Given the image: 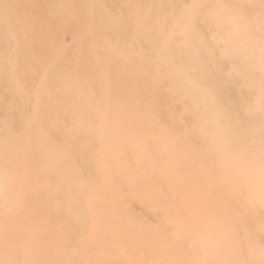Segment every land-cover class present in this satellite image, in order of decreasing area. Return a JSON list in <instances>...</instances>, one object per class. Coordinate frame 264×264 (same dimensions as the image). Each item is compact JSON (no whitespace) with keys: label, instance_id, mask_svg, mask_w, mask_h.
<instances>
[{"label":"bare ground","instance_id":"6f19581e","mask_svg":"<svg viewBox=\"0 0 264 264\" xmlns=\"http://www.w3.org/2000/svg\"><path fill=\"white\" fill-rule=\"evenodd\" d=\"M0 264H264V0H0Z\"/></svg>","mask_w":264,"mask_h":264}]
</instances>
